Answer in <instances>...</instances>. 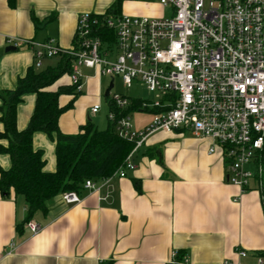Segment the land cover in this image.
Segmentation results:
<instances>
[{"label":"crops","instance_id":"0c3cea01","mask_svg":"<svg viewBox=\"0 0 264 264\" xmlns=\"http://www.w3.org/2000/svg\"><path fill=\"white\" fill-rule=\"evenodd\" d=\"M116 1L0 0V93L14 91L30 69L42 71L58 61L40 69L33 52L24 44L14 49L15 41L53 38L71 49L79 16L105 15ZM119 13L164 16L160 4L155 8L136 0H123ZM85 73L88 99L82 105L78 97L60 117L63 134L80 132L90 117L86 109L99 104L98 96L105 91L106 78ZM70 85L66 75L50 90ZM72 99L62 95L59 104L64 107ZM35 106V94L23 97L17 112L19 131L27 128ZM33 143L44 152L45 170L55 172V140L36 133ZM145 144L133 158L137 169L127 171L125 178L114 177L98 192L83 190L79 204H67L61 195L49 200L46 212L30 220L42 228L35 236L26 228L25 199L14 192L0 196V264H257L264 252V190L259 179L247 193L230 185L223 158L209 153L212 142L192 134L159 131ZM0 165L8 170L9 156L0 154ZM261 178L264 184V172ZM239 251L247 257H240Z\"/></svg>","mask_w":264,"mask_h":264},{"label":"built area","instance_id":"2783aa9c","mask_svg":"<svg viewBox=\"0 0 264 264\" xmlns=\"http://www.w3.org/2000/svg\"><path fill=\"white\" fill-rule=\"evenodd\" d=\"M169 17L120 16L101 20L84 13L78 18L74 47L64 49L49 38L38 42L15 41L33 52L40 68L45 60L72 57L71 84L83 93L84 81L94 76L124 84L139 82L155 101L143 109H156L152 124L135 130L129 114L118 117L110 111L120 138L134 144L124 165L102 184L88 180L84 190L100 191L114 177L135 171V154L159 131L189 132L212 142L210 154L224 160L226 180L247 193L259 179L264 190V0H159ZM110 33L105 39L100 30ZM109 106L124 111L131 100L110 93ZM100 105L91 108L98 114ZM255 169V171L253 170ZM67 204H79L76 192L61 195ZM32 235L41 226L29 221ZM16 250L14 244L10 245ZM247 257L245 251L238 252ZM257 264H264L258 256Z\"/></svg>","mask_w":264,"mask_h":264},{"label":"trees","instance_id":"16d2710c","mask_svg":"<svg viewBox=\"0 0 264 264\" xmlns=\"http://www.w3.org/2000/svg\"><path fill=\"white\" fill-rule=\"evenodd\" d=\"M123 0H117L105 15H95L102 21L107 18H118ZM100 35L107 39L110 33L105 28ZM73 58L63 56L53 67L42 71L30 69L18 81L14 91L0 93V154L9 156L11 167L5 170L0 165V196H9L14 192L23 197L27 203L28 223L37 212H46L47 202L66 192L80 194L86 181L99 183L112 177L123 165L134 148V144L119 137L115 123H108L105 130H99L91 121L80 128L74 135L60 131V117L74 107L76 99L83 93L76 91V86L61 87L57 92L50 88L62 77L72 74ZM27 94L36 95V106L27 128L18 130L17 112L23 97ZM72 95V101L61 107L59 99L62 95ZM130 107L116 112L118 117L135 111L157 114L156 109H143L144 100L132 99ZM44 133L56 142V170L47 172L44 152L34 148V135ZM264 163V152L262 155ZM139 189V183L134 182ZM264 257V252L258 254Z\"/></svg>","mask_w":264,"mask_h":264},{"label":"rangeland","instance_id":"374dc122","mask_svg":"<svg viewBox=\"0 0 264 264\" xmlns=\"http://www.w3.org/2000/svg\"><path fill=\"white\" fill-rule=\"evenodd\" d=\"M136 1H142L144 4H149L152 5L153 7L157 8V5H159V0H136ZM161 6V5H160ZM161 8L164 10V16L169 17L171 15V10H165L162 6ZM163 16V17H164ZM152 18V17H149ZM47 62L51 63L52 65L55 64L56 59H50L49 61H44L43 67H40V69L45 68ZM88 79H86L87 81ZM104 84H105V91L109 88L110 86V79H104ZM105 91L100 93V95L97 97L99 99L98 105H100L101 110L98 114H92L91 113V108L86 109V113L90 115L89 119L87 121H91L99 130H105L108 126L109 120H108V112H109V99L111 97H105ZM112 94H119L126 96L128 98H139L148 102H153L155 101V96L149 94L147 91L146 87L142 85L139 82H133V85H126L123 83L122 79L120 77H116L114 79V87L111 90V95ZM88 92L83 90V94L79 96L80 102L83 104H86L85 102L88 99ZM84 97L86 99H84ZM94 97V96H93ZM83 100V101H82ZM131 122L134 126L135 130H144L147 127H149L152 124L153 121V114L150 112H134L132 113ZM187 134H191L189 132H183ZM146 144L142 148V150L145 149ZM160 146V145H159ZM264 166V163H263Z\"/></svg>","mask_w":264,"mask_h":264},{"label":"water","instance_id":"95a60500","mask_svg":"<svg viewBox=\"0 0 264 264\" xmlns=\"http://www.w3.org/2000/svg\"><path fill=\"white\" fill-rule=\"evenodd\" d=\"M15 49V48H14ZM114 83L111 81L109 88L106 90L105 96L109 97L111 90L113 89Z\"/></svg>","mask_w":264,"mask_h":264}]
</instances>
